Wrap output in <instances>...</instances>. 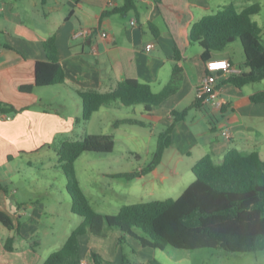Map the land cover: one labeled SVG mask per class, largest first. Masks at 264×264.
<instances>
[{
  "label": "crops",
  "instance_id": "1",
  "mask_svg": "<svg viewBox=\"0 0 264 264\" xmlns=\"http://www.w3.org/2000/svg\"><path fill=\"white\" fill-rule=\"evenodd\" d=\"M121 6L122 0H46L45 5L41 0H0V102L17 110L12 114L0 112V211L13 223L11 229L0 223V264H43L75 229L68 228L63 238L55 235V214L62 200L46 203L33 194L29 186L33 180L26 176V170L40 158L42 150L55 152L64 141H75L72 135L77 129H82L83 137L111 134L114 141L117 134L138 139L141 132H146L155 138L157 147L158 135L173 125L171 145L161 163L135 179L151 176V190L156 191L158 185L167 187L168 192L177 189L174 193L178 197L194 180L193 165L205 155L222 163L227 151L237 149L244 155L256 152L264 160V103L250 100L252 94L264 90V80L236 88L224 82L229 77L225 74L219 77L218 87L227 105L216 109L208 98L197 103L204 61L202 48L188 39L193 23L209 15V1L161 0L155 4L152 0H135L134 10L123 15L112 12ZM82 28L92 33L85 39H74L72 34ZM56 32L64 83L36 87V62L46 60L47 55L42 41ZM102 32L108 36L102 38ZM149 43L154 47L147 52ZM226 49L213 53V59L231 61L237 73L247 71L244 55L237 61ZM175 66L179 68L177 74L173 72ZM128 78L149 85L155 93L173 82L175 91L149 111L142 105L124 107L112 102L88 121L81 119L79 92L105 93ZM69 98L72 106L68 105ZM186 109L184 119L174 121V112ZM103 119L108 132L96 126L100 127ZM124 119H135L143 125L114 126ZM43 214L50 215V223H43ZM105 236L81 237V262L93 264L90 254L95 253L101 264H122L126 255L120 232L112 233L110 242L102 240ZM8 238L13 239L12 250L5 247ZM123 240L137 255L129 264L152 261L151 247H142L126 235Z\"/></svg>",
  "mask_w": 264,
  "mask_h": 264
},
{
  "label": "trees",
  "instance_id": "2",
  "mask_svg": "<svg viewBox=\"0 0 264 264\" xmlns=\"http://www.w3.org/2000/svg\"><path fill=\"white\" fill-rule=\"evenodd\" d=\"M152 1L155 4L161 2ZM45 4L46 0H41V5ZM135 8V0H122V6L112 12L123 15ZM259 11V4L240 11L233 5L224 6L198 19L189 31L188 40L202 48L204 63L213 59V53L221 52L229 44L239 41L244 55L243 67L247 71L230 73L224 80L236 88L264 80V32L252 19ZM58 33L42 41L47 55L46 60L36 62V87L64 83L65 74L56 46ZM175 52L178 53L177 48ZM177 71L179 68L175 66L174 74ZM172 83L161 93H155L149 85L128 78L105 93L93 90L79 92L81 119L88 121L102 106L112 102H119L124 107L142 105L149 111L150 107L162 104L174 93ZM20 89L31 90L29 87ZM250 100L256 104L264 103V90L252 94ZM200 101L203 100L197 98V103ZM0 112L12 114L17 110L0 102ZM186 114L187 109L174 112L172 116L174 121H178L184 119ZM120 124L143 125L135 119H124L114 126ZM172 126L158 135L157 147L149 163L138 172L124 174V177L135 179L156 169L164 151L171 145ZM114 146L111 134H87L79 140H66L55 149L71 199L70 211L81 217L82 222L70 232L60 249L49 254L43 264H82L81 237L84 234L104 237L107 229L119 231L120 241L126 235L142 247L151 249L162 250L171 246L195 251L220 249L239 254L264 253V160L256 152L244 155L237 149H231L225 153L222 163H215L210 155H205L193 165L191 172L194 180L178 198L127 204L116 215L109 216L93 211L77 180L74 165L85 152L110 153ZM0 223L7 229L13 228L10 217L1 211ZM5 247L7 250L13 249L12 238L6 240ZM90 255L93 264H101V259L95 253ZM122 264H129L124 256ZM147 264L158 263L149 260Z\"/></svg>",
  "mask_w": 264,
  "mask_h": 264
},
{
  "label": "rangeland",
  "instance_id": "3",
  "mask_svg": "<svg viewBox=\"0 0 264 264\" xmlns=\"http://www.w3.org/2000/svg\"><path fill=\"white\" fill-rule=\"evenodd\" d=\"M210 11L209 15L215 13L224 6L233 5L237 10H242L248 6L259 4L260 11L253 16L254 22L260 26L264 32V0H208ZM264 41V33H262ZM196 47H199L195 44ZM240 47V48H239ZM226 50L233 54V58L237 61L242 59L243 51L239 41L226 46ZM68 105L72 106L71 98L67 100ZM106 120L103 119L100 127L96 125L99 131L108 132ZM82 129H77L72 135L74 140L83 137ZM116 146L110 153H90L85 152L80 155L74 165V171L81 189L87 196L88 202L93 211L102 215H116L121 207L127 204H137L141 202L160 201L170 198H177L178 193L168 192V188H160L151 190L150 179H127L124 174L137 172L138 169L145 167L151 160L152 152L156 147L154 137L150 138L146 132H141L138 139L129 138L126 134H117ZM145 142V146H143ZM148 147V148H147ZM149 150V151H147ZM58 162L55 152L44 149L41 151L40 158L34 160L31 168L27 169L26 176L32 179L30 182L33 194L41 196L44 202H51L54 199H61L62 205L57 209L55 214L56 226L55 235L64 237L68 228L73 230L76 228L81 217L72 214L70 196L68 195L65 184L66 179ZM27 179V178H26ZM29 183V182H28ZM27 184V183H25ZM50 215L43 214V223H50ZM117 230L107 229L105 238L102 240H110L112 233ZM110 242V241H108ZM129 262H134L137 255L133 253L129 244H125L121 240L120 244ZM154 252L152 261L158 264H264V253H247L239 254V252H226L217 249H201V250H182L174 249L166 246L164 249H149ZM147 250V251H149ZM112 253V252H111ZM124 256V255H123ZM140 263V261H138ZM141 264V263H140Z\"/></svg>",
  "mask_w": 264,
  "mask_h": 264
},
{
  "label": "built area",
  "instance_id": "4",
  "mask_svg": "<svg viewBox=\"0 0 264 264\" xmlns=\"http://www.w3.org/2000/svg\"><path fill=\"white\" fill-rule=\"evenodd\" d=\"M135 21H131V25H134ZM92 33L91 30L87 28H82L78 31H76L74 34H72V37L74 39H85L88 35ZM102 38H106L108 36L107 33L102 32L100 35ZM154 45L153 43H149L146 45L145 50L149 52L151 49H153ZM96 48H93V51H95ZM231 62L226 59H211L204 63V75L201 80V83L198 85L196 90V95L198 99L205 100L206 98L209 99L210 102L214 105V108L221 109L222 107H225L227 105L226 100H224L223 97L220 96V89L218 87V80L220 76L230 74L232 72H236L234 69H232V66L230 64ZM237 73V72H236ZM222 134L224 137L228 138L229 133L227 131H222ZM82 264H86L85 262H82Z\"/></svg>",
  "mask_w": 264,
  "mask_h": 264
}]
</instances>
